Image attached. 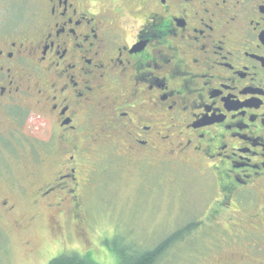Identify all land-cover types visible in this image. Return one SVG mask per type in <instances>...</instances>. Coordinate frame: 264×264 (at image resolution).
<instances>
[{"label": "flooded vegetation", "instance_id": "af4514ba", "mask_svg": "<svg viewBox=\"0 0 264 264\" xmlns=\"http://www.w3.org/2000/svg\"><path fill=\"white\" fill-rule=\"evenodd\" d=\"M40 131L35 200L76 204L89 148L112 145L144 179L209 176L229 242L264 254V0H0V141Z\"/></svg>", "mask_w": 264, "mask_h": 264}, {"label": "rangeland", "instance_id": "374dc122", "mask_svg": "<svg viewBox=\"0 0 264 264\" xmlns=\"http://www.w3.org/2000/svg\"><path fill=\"white\" fill-rule=\"evenodd\" d=\"M38 133L20 147L0 141V200L13 207L8 213L0 201V264H48L64 253L117 264L121 252L140 253L186 226L189 232L157 264H264L259 246H245L255 239L229 242L226 216L212 212L210 177L173 162L158 164L144 179L132 160L116 157V147L94 145L76 204L73 194L35 200L51 177L42 152L54 147Z\"/></svg>", "mask_w": 264, "mask_h": 264}, {"label": "trees", "instance_id": "16d2710c", "mask_svg": "<svg viewBox=\"0 0 264 264\" xmlns=\"http://www.w3.org/2000/svg\"><path fill=\"white\" fill-rule=\"evenodd\" d=\"M190 226H186L182 229L176 230L173 234L169 235L157 245L150 249H146L140 253L125 254L121 252V256L117 264H157V262L164 257L166 252L171 247L183 239V237L189 232ZM48 264H96L92 262L87 256H80L76 253L61 254L52 260Z\"/></svg>", "mask_w": 264, "mask_h": 264}]
</instances>
